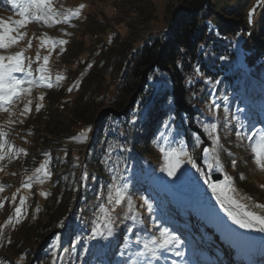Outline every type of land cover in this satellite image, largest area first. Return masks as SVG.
<instances>
[{"label": "rangeland", "instance_id": "obj_1", "mask_svg": "<svg viewBox=\"0 0 264 264\" xmlns=\"http://www.w3.org/2000/svg\"><path fill=\"white\" fill-rule=\"evenodd\" d=\"M183 1L53 0L55 9L60 12L66 9L74 10L81 4L85 7L78 18L70 20L67 24L56 23L49 27L43 22H31L20 29L25 36L18 45L7 50L0 49V54H11L22 48L27 49L25 56L33 61L31 65L33 75L38 77L40 73L36 69L43 66L46 68L45 74L53 83L51 88L34 86L30 94H22L10 106V112L13 113L11 117L8 112H0V127L7 132L8 144L14 149H24L27 153V155L21 153L11 160L6 157L0 161V168L3 169L0 171V186L4 187V191L0 192V201L4 203V207L0 209V225H6L10 216L15 219V208L20 206V197L25 198L22 215L29 208L38 209L45 205L46 198L41 193L47 195L51 193L49 180L46 179L42 184L33 182L30 189L23 188L22 182L26 180L27 175H32L35 167L40 166L41 153L39 151L42 149L44 153L47 149L53 148L56 145L55 136L57 134L63 136L69 131L68 126L73 124L74 120L79 122L86 118L87 114L84 110H79L78 106L79 98L83 95L82 90L89 86V81L86 80L80 87L79 80L90 77V73L96 70L95 63L100 58L98 55L101 51L102 59L107 60L112 55L110 50L119 49L115 36L111 37V34L117 30L119 37L124 41H138L151 33L162 35L166 33L167 24L172 18L170 14L182 8ZM262 1L210 0V7L215 13H222L224 10L240 6L243 15L248 19L250 33L258 26L260 17L263 15L264 6L260 9ZM16 11L9 4V0H0V19L6 22L19 20L20 17ZM250 11L253 12L251 23L249 22ZM206 25L209 32H216L220 27L217 19H212ZM246 37L252 39L248 33ZM45 39L48 41L64 40L67 43L57 44L53 48L51 43L41 44V41ZM29 40L31 41L30 47L28 46ZM233 48L241 50L240 57L233 61L236 67L246 56L247 46L235 39ZM37 54L41 58L39 61L36 60ZM45 56L49 57L47 65L43 61ZM27 63L28 61L25 60V64ZM89 65L91 67H88ZM100 67L103 74L109 75V79L116 77V73H112L110 67H103L101 64ZM57 75L64 77L58 84ZM70 87L73 89L71 92L68 91ZM262 93L264 94V89ZM41 96L43 100L39 99ZM101 100L100 104L103 105L104 99ZM29 101H31V111L26 115H21L24 105ZM260 104H264V97L258 103L254 102L245 106L247 111L239 115H234V111L231 112L232 108H229L228 117L234 118L229 129L231 133L229 137H225L223 132L220 135L218 133L220 129L222 131L228 129L224 106L215 110L210 108L214 116L210 123H216V134L220 136L217 155L221 156L222 153L219 154V151H225L226 161L229 163L233 154H237L235 152H243V159L236 164L234 169H225L223 174L211 171L210 175L220 174L222 178L218 182H224L225 175H227L231 183L226 186L235 189L234 193L229 191L228 195L236 199L238 203L246 205L248 211L264 215V209H257L253 206L255 204L264 205V171L259 170L253 163L252 154L248 149L249 141H241L236 136L239 121L244 122L248 128H264V108H261ZM37 105H40L39 111L36 110ZM75 105L78 110H75ZM98 109L101 108L98 107ZM9 119L14 123L9 125L7 123ZM224 133L228 134V132ZM167 137V140L161 138L155 142L153 153L159 163L155 167L156 171L151 174L152 178L146 180L151 187L144 189V178L137 179L135 185L128 184V201L138 196L140 200L142 198L141 202H144V209L147 207L145 201L151 205V208L147 207L148 210L144 212L139 201L134 204L130 200L131 207L127 201L125 207L114 214L116 219L125 220L128 223V235L124 238L128 246L117 251V260L111 264H129V261L133 260L139 261L140 264H264V233L244 230L233 224L220 203L217 202L216 195L204 183V176L201 172H209V169L205 168V157L202 160L200 158L201 151L206 144L202 135L199 134V138L204 142L199 147L195 145V139L190 134L185 137L182 135ZM223 141L225 144L222 143ZM181 143L197 161V166L201 171L184 163L174 177H169L161 171L165 161L159 148L160 146H178ZM5 151H7V146ZM221 165L223 166V163ZM61 171L57 169V172L61 173ZM14 193L16 200L13 202ZM106 196L107 193L98 203L106 204ZM244 197L250 199L246 200ZM22 215L20 223L15 224L14 227L8 224L3 228L4 235L0 239V261L3 264H30L33 257L39 258L40 253L48 247L49 241L46 242V238L41 239L43 233L33 232L32 227L34 226L24 221ZM98 215L99 212L93 218L94 222H97ZM62 216V213L58 211L54 217L55 221L60 220ZM66 220H71L69 215L65 217ZM162 227H167L175 234L180 244L172 247L171 250L157 252L156 258L150 255L137 257L136 253L142 250L137 240L142 243L153 236H158L159 229ZM51 229L48 236L62 231L56 230L54 224H51ZM78 240L79 237H75L74 241ZM84 243L82 247H79L78 264L90 252L91 242L86 240ZM42 244L45 246L41 249ZM36 250L37 252H34ZM54 250L55 248H52L49 252ZM177 252L181 255H176ZM111 253L115 251L112 250ZM46 257L42 259V264H54L53 258L49 260ZM90 264L106 263L98 261Z\"/></svg>", "mask_w": 264, "mask_h": 264}, {"label": "trees", "instance_id": "obj_2", "mask_svg": "<svg viewBox=\"0 0 264 264\" xmlns=\"http://www.w3.org/2000/svg\"><path fill=\"white\" fill-rule=\"evenodd\" d=\"M261 4L260 9H263L264 0ZM212 13L220 23L216 32H209L207 25L201 23ZM170 15L173 17L162 35L151 33L138 41H124L117 30L111 34L119 49L110 50L112 55L107 60L102 59L101 51L95 63L96 70L90 77L79 80L80 87L89 81V86L82 90L78 106L87 114L84 122L74 120L66 134L55 136L53 148L44 153L42 149L39 151L41 163L46 159L45 153L49 154L51 177L48 180L52 191L45 196L44 206L29 208L22 217L34 226L33 232L43 233L42 240L50 234L51 224L62 231L49 239L48 247L40 253L35 264H42L46 256L49 260L53 258L54 264H78L79 247L86 240L91 242L90 252L79 264L116 261L117 251L128 246V242H124L128 223L114 216L125 207L127 192L125 201L111 211L112 235L108 239L90 238L97 223L93 218L98 214V204L111 183V166L123 162L120 167L126 169L123 176L127 184L135 185L137 179L144 178V189H147L151 184L146 180L152 178L159 163L153 152L162 133L177 137L190 134L194 139L201 134L206 143L204 148H210L211 142L199 122L210 123L214 119L209 107L211 99L225 108L228 129L218 131L225 137L230 136L234 119L228 117L229 108L239 115L247 111L245 106L263 99L264 50L256 44L253 49H247L246 56L243 55L246 58L239 66L233 64L234 59L240 57L239 49L233 48L237 34L241 29L250 28L240 6L215 13L210 0H184L183 7ZM252 34L264 44V12ZM100 64L110 67L116 77L109 79V75L102 73ZM228 95L230 98L225 102L222 97ZM102 98L103 105L100 104ZM260 107L264 108V104ZM78 109L75 105V110ZM165 122L170 123L167 130L163 126ZM88 128L91 131L84 143L72 141ZM220 153L223 170L234 169L243 158V152L237 151L227 163L225 151ZM203 155L202 151L204 158ZM57 169H61V173ZM84 175L88 177L86 180L82 179ZM130 200L134 204L139 201L144 212L148 210L144 209L142 198L136 196ZM58 211L63 216L56 222L54 217ZM67 215L71 220L65 221ZM75 237L79 240L74 241ZM54 243L55 250L49 252ZM112 250L115 253L110 254Z\"/></svg>", "mask_w": 264, "mask_h": 264}, {"label": "snow or ice", "instance_id": "obj_3", "mask_svg": "<svg viewBox=\"0 0 264 264\" xmlns=\"http://www.w3.org/2000/svg\"><path fill=\"white\" fill-rule=\"evenodd\" d=\"M9 4L16 11V14L20 17L19 20L6 22L0 19V49L7 50L24 39L25 33L21 32L20 29L25 27L31 22H43L46 26H53L56 23H69L70 20L78 18L82 9L85 7L83 4L79 5L77 8L66 9L63 12L57 11L54 7L53 0H9ZM253 12H249V22L251 23ZM111 42V38H109ZM51 43L54 48L57 44L63 45L67 41H48L47 39L42 40L41 44ZM28 46H31V41H28ZM27 49L22 48L20 51L11 54H0V112H8L11 117L13 113L10 112V106L20 98L22 94H30L32 88L35 87H53V83L49 77L45 74L46 68L41 66L36 69L40 73L38 77L33 75L32 63L33 61L25 56ZM41 58L39 54L36 56V60L39 61ZM25 60L28 61L25 64ZM44 64L47 65L49 57H43ZM88 67H91L89 65ZM21 74V75H17ZM64 79L63 76L57 75V84L60 80ZM78 86V85H74ZM73 89L70 87L68 89L71 92ZM43 100V96L39 97ZM222 99L226 102L228 97L224 96ZM31 101L24 105L21 115H26L31 111L30 108ZM209 107L213 110L220 108V105L216 103L214 99L210 101ZM36 110H40V105L36 106ZM238 111H243L238 109ZM9 125L13 124L14 121L9 119L7 121ZM202 132L207 136L208 140L211 142V148H203L204 153V165L205 168L209 169V172H201L204 176V183L212 190L213 194L216 195L217 202L220 203L221 208L225 210L226 215L231 220L233 224L237 227L264 233V215H257L251 211L247 210V206L240 204L232 196L228 195V192H235L234 188L227 187L230 185V178L225 175L224 182L213 183L210 178V172L216 171L223 174V168L219 156L217 155L220 140L217 133L216 123H205L199 122ZM167 130L170 127L169 122H165L163 125ZM91 131L90 128L81 131L78 136L73 137L72 141L76 143H84L87 140V134ZM30 134V133H29ZM236 136L239 140L249 141L248 149L250 150L253 158V163L259 170L264 171V128H248V126L242 122H238V127L236 129ZM7 132L0 127V161H3L6 157L10 160L19 156L21 153L27 155L24 149H14V147L8 144L6 140ZM161 138L167 140L168 137L161 134ZM204 141L199 137L195 139V145L199 147ZM7 146V151L5 148ZM161 154L164 157V167L161 171L165 172L169 177H174L176 173L180 170L184 163L190 164L192 168H196L197 171L201 169L197 166V161H195L192 156L185 149L184 145L181 143L178 146H160L159 148ZM123 151V149H121ZM46 159L40 164L38 168L34 170L31 176L22 182V187L30 189L33 182L44 183L46 179L51 177V172L49 171L48 165L50 163L49 154L45 153ZM78 159V158H77ZM119 162L111 166V183L107 185V196L106 204L101 203L98 205V219L92 232L91 239L101 238L108 239L112 235V216L111 211H114L116 206H119L126 199V192L128 184L125 181L123 172L126 170L120 167ZM235 164V161H233ZM0 171H3L0 168ZM88 177L84 175L82 179L86 180ZM4 191V187L0 186V192ZM19 192V189H17ZM42 196H46V193H41ZM248 200L250 198L244 197ZM16 200V194L12 196V201ZM129 207H131V201H128ZM145 204L150 209L151 205L145 201ZM18 207L15 208V219L10 216L6 225H0V239L3 238V228L8 224L13 227L15 224L20 223V218L22 215V209L25 205V198L20 197ZM257 209H264V205L255 204L253 205ZM4 207L3 201H0V209ZM131 231V229H129ZM59 237H57V240ZM137 243L141 245L142 250L136 253L137 257L151 256L156 258L157 252L161 250H171L172 247L178 246L180 240L173 234L167 227H162L159 229L158 236H153L142 243L137 240ZM56 244H53V248ZM52 255L55 257L56 253L53 252ZM176 255H181L177 252ZM0 264H3L0 261ZM129 264H140L139 261H129Z\"/></svg>", "mask_w": 264, "mask_h": 264}, {"label": "water", "instance_id": "obj_4", "mask_svg": "<svg viewBox=\"0 0 264 264\" xmlns=\"http://www.w3.org/2000/svg\"><path fill=\"white\" fill-rule=\"evenodd\" d=\"M179 9H177L175 12H177ZM173 17V16H172ZM220 178H221V176L219 175V174H212L211 175V180L213 181V182H216V181H219L220 180ZM51 236V235H50ZM50 236H48L47 238H46V242H47V240L50 238ZM45 246V244H43L42 245V247H44ZM36 252H37V250H36ZM33 262H34V260L31 262V264H33Z\"/></svg>", "mask_w": 264, "mask_h": 264}]
</instances>
